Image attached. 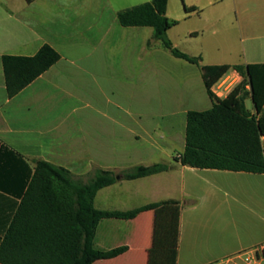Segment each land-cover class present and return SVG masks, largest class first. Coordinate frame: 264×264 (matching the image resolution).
Instances as JSON below:
<instances>
[{
  "label": "crops",
  "instance_id": "obj_1",
  "mask_svg": "<svg viewBox=\"0 0 264 264\" xmlns=\"http://www.w3.org/2000/svg\"><path fill=\"white\" fill-rule=\"evenodd\" d=\"M24 1L28 14L12 12L0 28V245L38 162L47 161L86 184L98 170L114 172L116 183L97 193L98 210L127 212L177 201L175 264H245L248 254L264 249V174L195 169L175 159L186 146L188 112L213 107L202 66L224 63L206 61V52L232 57L241 43L244 63L227 65L264 64V0H189L183 15L171 11L169 0L170 21L202 22L192 23L184 39L173 37V27L168 31L174 46L200 57V65L173 56L152 28L122 26L119 12L135 7L126 0H105L101 10L94 0H71L70 24L49 31L43 29L45 17L64 12L66 0ZM187 7L200 12L187 13ZM108 10L110 17H104ZM201 34L207 41L195 49ZM44 45L53 47L60 61L10 98L3 57H33ZM231 78L232 90L242 81L231 70L213 89ZM246 105L254 111L250 99ZM154 164L170 168L136 180L121 176ZM172 213L167 205L129 221L103 220V244H112L104 250L127 246L128 251L102 261L157 262L167 250Z\"/></svg>",
  "mask_w": 264,
  "mask_h": 264
},
{
  "label": "trees",
  "instance_id": "obj_2",
  "mask_svg": "<svg viewBox=\"0 0 264 264\" xmlns=\"http://www.w3.org/2000/svg\"><path fill=\"white\" fill-rule=\"evenodd\" d=\"M29 3L33 0H27ZM169 0H151L119 12L124 27H150L154 38L173 56L200 65L193 57L174 46L168 31L177 25L167 17ZM187 13L200 12L187 7ZM61 55L44 45L33 57H3L10 98L59 62ZM231 70L242 81L221 99L213 87ZM205 87L213 107L187 114L186 146L176 161L195 169L264 174V64L204 65ZM250 99L254 111L247 108ZM166 164L138 165L121 173L124 180H136L169 170ZM116 183L112 171L98 170L88 184L76 179L64 167L39 161L27 192L0 245V264H95L115 259L127 246L108 251L95 244L99 224L105 219L133 220L144 212L172 206L167 226V250L157 264H175L179 235V203H152L127 211H104L95 207L97 193Z\"/></svg>",
  "mask_w": 264,
  "mask_h": 264
},
{
  "label": "rangeland",
  "instance_id": "obj_3",
  "mask_svg": "<svg viewBox=\"0 0 264 264\" xmlns=\"http://www.w3.org/2000/svg\"><path fill=\"white\" fill-rule=\"evenodd\" d=\"M51 0H43V2H49ZM150 2L151 0H126V3L128 5H133V6H138L141 4H144L146 2ZM68 2V3H67ZM105 0H94V8L95 9H99L101 10L102 6L105 5ZM116 2V0L114 1ZM73 1L71 2V0H66L65 1V10L62 13L61 11H56L55 14H52L51 16H46L44 19V27L43 29H45L46 31H49V28H52L54 26H57L58 24L64 23V24H70L71 19L74 17V13L72 12V10L70 9L73 6ZM187 3H189V0H171L170 2V9L172 12H178L181 15L184 14V6L187 5ZM115 4V7L118 8L121 5L120 4ZM25 10L26 14H28V12L30 11L26 5V2L24 0H0V28H5L7 25V16L8 14L12 13V12H18V13H22L23 10ZM100 11H98L99 13ZM104 17H110V11H103L102 12ZM95 16V15H94ZM93 17V15H92ZM192 23H197L199 27H201L202 22H200L197 17H194L191 21L189 20H182L180 22H177V26L173 27L172 29V35L173 37H178L180 39H184L189 26L192 25ZM205 39V40H204ZM207 34H201V36L199 37L198 41H195L193 44H195L194 48H198L199 46L201 47L202 42L207 41ZM178 48V47H177ZM238 48V53L235 56L229 57L228 55H222V57L216 58L215 56H213L211 53L206 52V56L207 59L206 61H212V62H216V63H224V64H242L244 63V46L241 43H238L237 45ZM216 65H221V64H216ZM234 78H231L229 80V82H232ZM228 82V83H229ZM248 106L249 108H252V104L250 101H248ZM107 222V221H105ZM101 223L100 228H99V237L98 239H96V247L98 249L104 250L107 247H109L112 244H103V231L105 230V226L107 223ZM124 225V223H121ZM126 226V225H125ZM125 228V227H124ZM125 231V230H123ZM147 257V256H146ZM241 263V262H240ZM95 264H127L125 262H116V263H107L104 261H99ZM145 264H157L156 262H152L147 261V263ZM243 264V263H241ZM264 264V263H263Z\"/></svg>",
  "mask_w": 264,
  "mask_h": 264
},
{
  "label": "built area",
  "instance_id": "obj_4",
  "mask_svg": "<svg viewBox=\"0 0 264 264\" xmlns=\"http://www.w3.org/2000/svg\"><path fill=\"white\" fill-rule=\"evenodd\" d=\"M230 79L217 85L213 92L219 98H226L232 91L233 81L229 82ZM229 82V83H228ZM180 158V155L177 156ZM245 264H263L264 263V249H256L248 254L245 259Z\"/></svg>",
  "mask_w": 264,
  "mask_h": 264
}]
</instances>
